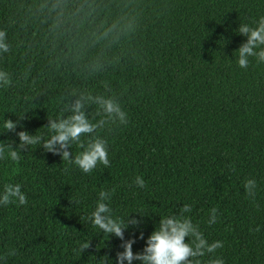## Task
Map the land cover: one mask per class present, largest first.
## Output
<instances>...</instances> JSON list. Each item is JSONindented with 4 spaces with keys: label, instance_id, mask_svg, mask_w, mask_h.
<instances>
[{
    "label": "trees",
    "instance_id": "trees-1",
    "mask_svg": "<svg viewBox=\"0 0 264 264\" xmlns=\"http://www.w3.org/2000/svg\"><path fill=\"white\" fill-rule=\"evenodd\" d=\"M37 3L0 0V30L11 45L0 55V69L13 78L0 88V118L15 121L36 104L21 121L23 130L46 134L47 118H57L61 97L75 90L115 95L129 123L101 133L111 167L91 174L38 146L22 151L18 164L0 162V191L19 183L28 197L26 205L0 206V255L17 252L7 264H100L104 255L116 264L121 241H105L85 222L105 189L114 190L115 215L140 210L150 217L125 232V239L136 240L134 252L142 251L159 216L190 203L206 238L224 242L216 255L225 264H264V64L253 60L241 69L235 52L246 41L236 29L264 16V0H106L97 24L119 18L131 27L104 49L114 62L91 75L86 65L100 46L79 59L63 41L54 46ZM0 140L19 143L15 133ZM80 151L73 147L74 155ZM138 175L143 189L135 184ZM248 178L258 183L255 203L245 198ZM213 207L219 219L209 226ZM88 239L91 247L80 255ZM201 259L207 264L209 257Z\"/></svg>",
    "mask_w": 264,
    "mask_h": 264
},
{
    "label": "clouds",
    "instance_id": "clouds-1",
    "mask_svg": "<svg viewBox=\"0 0 264 264\" xmlns=\"http://www.w3.org/2000/svg\"><path fill=\"white\" fill-rule=\"evenodd\" d=\"M106 0H38L35 11L43 22L48 23V35L53 45L63 41L69 48V54L79 59L89 48L100 46L101 52L86 65L89 74H96L104 70L107 64L114 61L105 55L112 43L119 40L130 24H124L121 19L107 20L97 24V18L105 13ZM237 34L246 37L241 43L237 53V65L241 69H247L255 60L256 64H264V16L259 17L253 23H240L236 29ZM225 43V41H224ZM11 45L7 40V31L0 30V55L7 54ZM30 71V69H26ZM12 75L0 69V88H8L12 85ZM107 89L108 84L105 82ZM72 97H75L72 99ZM62 112L57 118H47L46 134H39L23 130L21 121L28 119L27 113L37 107L16 115L17 120L2 119L0 134L15 133L18 137L17 144L12 140H0V162L11 161L18 164L30 147L38 146L43 151L58 155L61 161L67 162L78 168L84 174H91L99 166L111 167L109 143L101 134L104 130H111L113 126H127L129 114L124 109L121 100L115 95H93L91 92H69L68 97H61ZM96 106L94 113L87 109ZM17 128L22 130L17 131ZM81 149L78 154L73 153V147ZM37 148V147H36ZM68 171L67 168L64 169ZM137 187L143 189L146 182L142 176L135 177ZM245 198L255 203L258 191V183L254 178H248L243 182ZM114 190H101L94 210L85 218L86 223L103 233L107 238L115 237L121 241L123 251L116 253V264H204L201 258L207 256V264H225L222 257L217 256L219 249L224 247L222 240L209 241L198 223L191 218L192 204L185 203L176 213L159 216L157 225L145 240V246L140 252L133 251L135 239H125V232L131 227L139 229L144 223L142 211H130L123 216L115 215L111 207V198ZM28 197L22 191L19 183L8 182L0 191V206L26 205ZM73 201L72 204H78ZM136 213L139 219L132 216ZM150 218V217H149ZM218 210L213 207L208 215L209 226L218 222ZM259 231V227L255 229ZM140 239H144L143 231H140ZM91 247L90 239L84 241L77 249L81 255ZM99 250V248H97ZM16 249H10L6 254L0 255V262L7 264L8 257L16 255ZM98 260L100 264H112L107 255Z\"/></svg>",
    "mask_w": 264,
    "mask_h": 264
}]
</instances>
